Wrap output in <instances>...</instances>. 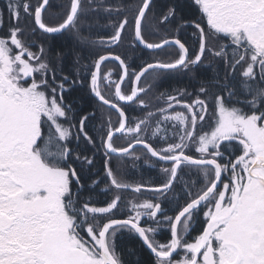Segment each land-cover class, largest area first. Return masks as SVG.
<instances>
[{"label":"snow or ice","instance_id":"6c2138e0","mask_svg":"<svg viewBox=\"0 0 264 264\" xmlns=\"http://www.w3.org/2000/svg\"><path fill=\"white\" fill-rule=\"evenodd\" d=\"M0 264H264V0H0Z\"/></svg>","mask_w":264,"mask_h":264},{"label":"trees","instance_id":"16d2710c","mask_svg":"<svg viewBox=\"0 0 264 264\" xmlns=\"http://www.w3.org/2000/svg\"><path fill=\"white\" fill-rule=\"evenodd\" d=\"M54 2H58V0H54ZM50 11H53V10H50ZM166 86H167V82H162L161 83V89H163ZM145 97H146L145 98L146 101H149L151 103H155L154 100H153V93H149ZM136 114L137 113H134L133 115H136ZM138 155L142 156L143 153L142 152H138ZM117 163H121V164H123L126 167L128 173H129L128 179L130 181L139 182L141 180V175L143 177V180L146 181V182L154 181V180H156L158 178V170L157 169L148 168L147 165H144L143 160H140V161L137 162L139 164V166H140L141 171H136L135 169L132 168V161L131 160L117 161ZM127 195H128V193H127ZM144 254H145V252L143 253V255ZM145 255H144V258H145Z\"/></svg>","mask_w":264,"mask_h":264},{"label":"rangeland","instance_id":"374dc122","mask_svg":"<svg viewBox=\"0 0 264 264\" xmlns=\"http://www.w3.org/2000/svg\"><path fill=\"white\" fill-rule=\"evenodd\" d=\"M52 11H50V13H51ZM150 82H152V75L151 74H148L145 78H144V80H143V85L144 86H147ZM146 97H144V99H145ZM123 142V141H122ZM116 143L117 144H119L120 142H117L116 141ZM130 193V195H131V197H136V195L137 194H134V193H131V192H129Z\"/></svg>","mask_w":264,"mask_h":264},{"label":"flooded vegetation","instance_id":"af4514ba","mask_svg":"<svg viewBox=\"0 0 264 264\" xmlns=\"http://www.w3.org/2000/svg\"><path fill=\"white\" fill-rule=\"evenodd\" d=\"M146 195H148V193H145V196H146ZM159 239H161V241L163 242V241L165 240V236H160ZM145 254H146V255H145ZM145 254H144V255H145V259H146L147 256H148L147 251H145Z\"/></svg>","mask_w":264,"mask_h":264},{"label":"water","instance_id":"95a60500","mask_svg":"<svg viewBox=\"0 0 264 264\" xmlns=\"http://www.w3.org/2000/svg\"><path fill=\"white\" fill-rule=\"evenodd\" d=\"M138 147H141V148H142V146H137V148H138Z\"/></svg>","mask_w":264,"mask_h":264}]
</instances>
